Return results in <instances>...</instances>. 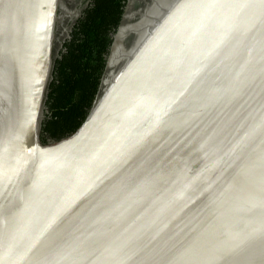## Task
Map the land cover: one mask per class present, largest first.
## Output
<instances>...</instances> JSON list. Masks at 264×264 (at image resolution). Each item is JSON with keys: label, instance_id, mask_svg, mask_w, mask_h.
<instances>
[{"label": "water", "instance_id": "obj_1", "mask_svg": "<svg viewBox=\"0 0 264 264\" xmlns=\"http://www.w3.org/2000/svg\"><path fill=\"white\" fill-rule=\"evenodd\" d=\"M61 1L0 0V264H264V0L151 7L117 62L129 0L87 117L44 142Z\"/></svg>", "mask_w": 264, "mask_h": 264}, {"label": "trees", "instance_id": "obj_2", "mask_svg": "<svg viewBox=\"0 0 264 264\" xmlns=\"http://www.w3.org/2000/svg\"><path fill=\"white\" fill-rule=\"evenodd\" d=\"M126 0H90L55 59L41 124L43 141L69 136L91 110Z\"/></svg>", "mask_w": 264, "mask_h": 264}, {"label": "rangeland", "instance_id": "obj_3", "mask_svg": "<svg viewBox=\"0 0 264 264\" xmlns=\"http://www.w3.org/2000/svg\"><path fill=\"white\" fill-rule=\"evenodd\" d=\"M85 2L86 0H62L61 4L57 6L50 29L49 64L51 63V60L56 59L58 56V53L62 49L64 41L68 38L73 23L78 19ZM139 14L140 12L136 13L132 11L129 22L126 25V30L123 31V36H120V42L118 44L119 49L114 54V59L117 62L122 61V56L130 49L131 42L129 40H131V35H133L136 29H138L137 23L139 22ZM44 114L45 104L38 107L34 125L35 133L37 132L38 127L40 128V131L38 130V135H40L41 140L43 139L41 135V124Z\"/></svg>", "mask_w": 264, "mask_h": 264}, {"label": "flooded vegetation", "instance_id": "obj_4", "mask_svg": "<svg viewBox=\"0 0 264 264\" xmlns=\"http://www.w3.org/2000/svg\"><path fill=\"white\" fill-rule=\"evenodd\" d=\"M89 2H90V0H86L84 7L82 8V10H81V12H80V14H79V17H80V15H81L82 11L87 7V5H88ZM128 3H129V0H126L125 3H124V6H123V12H122V14H121V18H120V20H119L118 26H117V28L115 29V32H116V30L118 29V27H119V25H120V23H121V21H122V18H123V16H124L125 12H126V9H127V6H128ZM160 3H161L160 0H137L136 3H135V5L133 6L132 11H133V12H136V13H139V12H140V14L143 13V12L146 13L147 10H148L149 8L152 7V9L154 10V8H155L157 5H159ZM153 10L151 11V10L149 9V12L152 13ZM79 17H78V18H79ZM74 23H75V21H74ZM74 23H73V25H74ZM125 30H126V26H125ZM115 32H114V33H115ZM112 37H113V35L111 36V39H112ZM111 43H112V41H111ZM107 55H108V54H107ZM106 58H107V56H106Z\"/></svg>", "mask_w": 264, "mask_h": 264}, {"label": "bare ground", "instance_id": "obj_5", "mask_svg": "<svg viewBox=\"0 0 264 264\" xmlns=\"http://www.w3.org/2000/svg\"><path fill=\"white\" fill-rule=\"evenodd\" d=\"M161 1V3L159 4V5H161L160 6V9H162V7H166L168 4H169V2L171 1V0H160ZM159 9V10H160ZM154 12H156L155 10H154ZM157 13V12H156ZM125 31V30H124ZM123 36V35H122Z\"/></svg>", "mask_w": 264, "mask_h": 264}]
</instances>
